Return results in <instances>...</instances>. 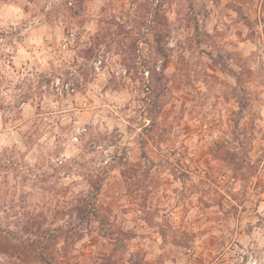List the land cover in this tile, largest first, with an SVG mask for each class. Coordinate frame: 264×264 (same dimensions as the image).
Here are the masks:
<instances>
[{
    "label": "rangeland",
    "instance_id": "rangeland-1",
    "mask_svg": "<svg viewBox=\"0 0 264 264\" xmlns=\"http://www.w3.org/2000/svg\"><path fill=\"white\" fill-rule=\"evenodd\" d=\"M60 228L57 264H264V0H0V264Z\"/></svg>",
    "mask_w": 264,
    "mask_h": 264
},
{
    "label": "trees",
    "instance_id": "trees-1",
    "mask_svg": "<svg viewBox=\"0 0 264 264\" xmlns=\"http://www.w3.org/2000/svg\"><path fill=\"white\" fill-rule=\"evenodd\" d=\"M87 206V205H86ZM85 206H80L78 211L80 212L79 219L82 221L84 219H87L89 216L84 213L82 216V211L84 210ZM95 218L99 220L100 222H104V219L98 215V213H94ZM65 231L60 228L59 232L57 233H44V239L41 242H34L32 241L31 244L27 245V247L24 245L22 248H18V258H21L22 255L26 251H31L30 253V259H33V261L40 262L41 264H57L56 255L54 253V250L52 249V243L56 241L58 236H63ZM103 236H107L111 239H113L116 243V246H118L119 249L126 250V240L125 238L128 236L127 232H124L123 230H109L103 234ZM47 241V243H44ZM111 259L106 258L105 263H110Z\"/></svg>",
    "mask_w": 264,
    "mask_h": 264
},
{
    "label": "built area",
    "instance_id": "built-area-1",
    "mask_svg": "<svg viewBox=\"0 0 264 264\" xmlns=\"http://www.w3.org/2000/svg\"><path fill=\"white\" fill-rule=\"evenodd\" d=\"M101 60H98L95 62L97 70L101 69ZM55 85L57 87V90L59 94L63 95L65 92L68 93H74L75 92V87L73 84H71L69 81H64L60 77H57L55 80ZM247 264H257V259H255V256L250 253L247 259Z\"/></svg>",
    "mask_w": 264,
    "mask_h": 264
},
{
    "label": "crops",
    "instance_id": "crops-1",
    "mask_svg": "<svg viewBox=\"0 0 264 264\" xmlns=\"http://www.w3.org/2000/svg\"><path fill=\"white\" fill-rule=\"evenodd\" d=\"M13 57H15V56H13Z\"/></svg>",
    "mask_w": 264,
    "mask_h": 264
}]
</instances>
